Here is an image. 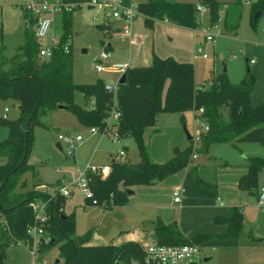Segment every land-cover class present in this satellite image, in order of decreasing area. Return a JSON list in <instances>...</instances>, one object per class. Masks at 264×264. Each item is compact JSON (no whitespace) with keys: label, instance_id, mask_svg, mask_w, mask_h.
Masks as SVG:
<instances>
[{"label":"trees","instance_id":"16d2710c","mask_svg":"<svg viewBox=\"0 0 264 264\" xmlns=\"http://www.w3.org/2000/svg\"><path fill=\"white\" fill-rule=\"evenodd\" d=\"M86 1V0H79ZM203 5L213 25L224 22L227 30L239 27L237 16L228 22L227 8L221 13L217 0H144L138 2V11L144 25L154 28L158 19H168L176 25L197 29L201 20L197 6ZM82 8L81 6L76 7ZM75 8V9H76ZM73 11V10H72ZM72 11L63 14L64 32L54 48L50 59L39 57L40 40L35 27L38 17L24 8V44L14 57L5 54L3 35L0 32V98H12L18 102L19 116L0 118L8 136L0 140V264H4L6 251L12 242L27 245L30 240L28 227L34 223V213L29 202L37 199L49 202L50 218L44 237L37 248V255L43 257L58 243L59 257L65 264H129L132 260L143 262L144 246L147 244L183 245L195 243L204 245L214 240H232L250 235L244 232V214L238 205L230 207L223 214H216L213 222L224 226L221 232H200L188 235L182 232L176 220L166 223L161 218L143 224L141 231L148 234L146 241L130 240L120 244H95L92 238L94 228L82 235L75 232L74 213L65 214L62 208L66 198L57 192L52 195L39 189V185H28L26 175L37 172L30 163L31 131L27 127L46 126L44 116L63 105L80 124L96 127L108 134L107 118L113 103V92L106 89V82L98 79L92 84H78L73 76V54L71 45ZM264 12V0L250 2V20L253 27ZM222 19L220 20V15ZM68 47V51H66ZM248 62V61H247ZM126 81L118 85L116 98L121 117L117 132L120 136L135 138L140 153V162L112 159L107 175L89 172L88 185L92 198L84 197L86 204L96 205L104 210H113L128 203V189L135 185L159 183L173 174L190 168L198 153H207L212 142H258L264 145V103L254 105L251 95L254 76L250 70L239 83L231 82L226 73L213 67L210 82L199 85L195 80L192 62L178 61L172 56L160 57L152 52L145 65H129L125 71ZM80 91L90 107L76 103L75 93ZM202 111L199 115L207 124V130H200V145L193 143V136L186 149L175 147L170 160L164 163L154 161L145 144V131H158L157 122L161 114ZM32 130V128H31ZM247 171L239 178L238 187L258 195L259 173L264 168V157H250ZM196 180L203 186L215 187L203 181L191 169ZM30 246V245H29Z\"/></svg>","mask_w":264,"mask_h":264},{"label":"rangeland","instance_id":"374dc122","mask_svg":"<svg viewBox=\"0 0 264 264\" xmlns=\"http://www.w3.org/2000/svg\"><path fill=\"white\" fill-rule=\"evenodd\" d=\"M29 1L0 0V32L6 47L5 54L9 58L20 52V47L24 44L23 11L24 5ZM139 1L144 0H135V2ZM180 1L196 2L197 0ZM217 1L222 3L221 13L225 14L229 8L227 17L229 23L239 17V27L236 31L227 30L224 22H221L219 26L222 34L216 37L215 42H210L205 41L202 35L205 29L213 31L207 14H199L201 24L197 28L198 35L193 28L176 25L168 19L156 20L154 28L149 29L144 25L143 17L139 16L135 20L133 33V36H136L135 32H137L141 38L137 47L139 59L132 61V65L142 64L152 52L160 57L180 58L177 60L193 63L195 80L199 85L209 84L213 67L220 71L225 67V73L233 83L242 81L250 70L254 76L251 102L254 105L264 103V12L253 27L250 20L252 0ZM88 5L85 3L82 8L72 11L70 41L74 81L78 84H92L100 78L113 84L119 75L98 73L95 63L98 62L103 51L111 53L105 63L108 67L116 63H128L132 54V41L130 37L115 32L116 28H123L122 19L110 16L108 8L94 6L89 9ZM107 26L110 29H106ZM63 32V14L57 13L46 42L50 41L52 36L59 39ZM199 49H202L208 58L200 57ZM234 55L236 58H233ZM251 59L255 62L251 63L249 61ZM75 101L82 106H91L90 103L85 102L80 91L75 93ZM5 108L9 109L7 116L10 119H16L20 114L18 102L12 98H0V118ZM43 120L46 126L34 125L31 130L29 161L36 165L37 172L34 175L30 173L26 175L28 185L46 186L51 193H54L60 185H67L72 189V194L66 198L62 212L67 215L74 213L77 235L94 228L93 243L105 244L115 242L128 233H135L141 223L148 225L151 221L162 218L160 212L165 215L172 213L174 189L185 187L187 193H190L189 180H191L193 187L200 191L198 196L203 198V201L217 199L219 204L231 206L232 200L242 198L236 205L244 214V232L251 233V236L243 235L236 242L221 240L202 245L204 258H210L202 264H264V213L258 208L255 192L242 190L238 185L236 191L233 188L236 178L238 184L249 158L264 157L263 144L212 142L207 153L195 154L190 168L181 170L156 184L135 185L134 189H131L133 193L129 195L126 206L115 210H104L96 205L86 204L84 193L76 185L78 177L81 173L86 175L90 167L103 168L109 165L112 159L131 164L140 162L135 138L131 135L113 138L111 133L105 134L99 130L89 134V127L80 124L67 110L49 111ZM114 123L116 118L112 115L109 127L113 131L116 129ZM185 127L194 137L193 143L198 147L200 141L197 136L202 126L197 122L196 114L186 112L183 118L178 113L161 114L157 122L158 131L153 133L151 128L145 131L144 139L150 157L158 163H164L171 159L175 147L186 149L190 142ZM8 133V129L0 125V140L7 137ZM59 133L69 135L81 133L85 137L82 143L75 147V153L68 155L65 144H61L64 147L62 150L57 147ZM121 150L125 155L117 159ZM191 169H194L203 181L213 183L215 187L203 186L196 180ZM176 205L179 207L178 204ZM116 211L122 218L115 216ZM175 211L179 212V209ZM0 220H2L1 215ZM37 247L38 242L35 245V248ZM32 248L22 242H12L6 251L4 264H42V262L65 264L59 257L58 243L43 257L40 255L34 257Z\"/></svg>","mask_w":264,"mask_h":264},{"label":"built area","instance_id":"2783aa9c","mask_svg":"<svg viewBox=\"0 0 264 264\" xmlns=\"http://www.w3.org/2000/svg\"><path fill=\"white\" fill-rule=\"evenodd\" d=\"M88 3V6H98L108 8L110 10L109 14L113 18H120L124 21V26L120 29V32L125 37L133 38L134 24L135 20L141 15L138 11V3L135 0H87V2H78L77 0H30L24 5V8L32 12L38 17V21L35 27L36 37L40 40L41 46L39 48V57L44 59H50L53 56L54 48L58 44L59 39H55L53 36L51 40L46 42V37L52 29L54 22V17L57 13H64L67 11H72L78 6H83V4ZM197 11L200 14L206 13V8L203 5L197 6ZM222 19V14L220 15V20ZM219 23L212 25L213 31L209 29L203 30L206 41L215 42L216 37L219 34H222L220 30ZM68 51V47H66ZM198 53L202 57L207 58L208 55L202 52V49L198 50ZM111 53L107 51L101 52L98 62L95 63V69L98 73L107 72L110 74H118L117 80L110 84L106 82V89L113 92V103L110 107V115L107 118V128L108 133H111L113 138L121 137L117 132L118 121L121 117V111L118 108L116 93L118 85L120 84V78L126 69L129 66V63H116L110 67L106 66V61L110 58ZM233 58H236L234 55ZM251 63H254L255 60H249ZM8 108H5L3 116H7ZM200 110L197 112V122L201 124L203 130H207L208 126L204 122L203 118L200 117ZM114 116L116 118V123H114L116 129L113 131L110 129V117ZM98 131L96 127H89L88 133L94 134ZM107 134V133H105ZM84 135L79 133L76 135H69L66 133H59L58 140L60 144H65L66 152L68 155H73L75 153V147L79 145L84 140ZM199 140V137L197 136ZM62 147V146H61ZM64 148V147H62ZM125 155V152L121 150L118 156ZM102 172L104 175H107L110 171V166H104L103 168L90 167L89 172ZM88 173L83 175L81 173L78 177L76 185L79 186L81 191L84 193L85 197L92 198V193L88 185ZM40 189L45 192H49L46 186H40ZM57 192L61 193L65 197H70L72 194V189L67 187V185L57 186V189L52 195H55ZM51 193V192H50ZM185 193L184 187H179L174 189L173 197L175 203H181ZM51 198H48L46 201H39L34 199L29 202V206L34 213V223L31 224L27 233L30 240H28L27 246L33 247L32 253L36 257L37 248L35 245L38 242L40 244L41 239L43 238L45 243L49 242V238L45 237V228L50 218L49 202ZM258 207L260 210L264 211V186H262L258 193ZM144 258L143 262L138 260H132L129 264H202L204 257L202 246L195 243L183 244V245H162V244H147L143 249ZM42 264H45L42 262Z\"/></svg>","mask_w":264,"mask_h":264},{"label":"crops","instance_id":"0c3cea01","mask_svg":"<svg viewBox=\"0 0 264 264\" xmlns=\"http://www.w3.org/2000/svg\"><path fill=\"white\" fill-rule=\"evenodd\" d=\"M77 1L78 2H85V1H79V0H77ZM205 14H203V15H205ZM194 32L196 33V35L199 34V32H197V29H194ZM133 33H134V31H133ZM135 35L136 36H133V38L131 39V41H132L131 42L132 54H131L130 60L128 62L129 65H132V61H138V59H139V57H138L139 54H138L137 47H139V45H140V39L141 38H139L137 32H135ZM202 35H203V39L206 41L203 31H202ZM200 57H202L201 54H200ZM202 58H204V57H202ZM177 59H180V58H177ZM204 59H206V58H204ZM149 61H150V57L145 58V61L142 64H139V65L148 64ZM178 61H180V60H178ZM56 110L62 111V110H66V109H59L58 108ZM53 111H55V110H53ZM57 139H58V136H57ZM57 143H59V140H58ZM117 159H119V156H117ZM3 161H4L3 158L0 159V162H3ZM106 166H109V165H106ZM246 171H247V167H246V169L244 170V172L242 174H244ZM189 182L191 184L190 185L191 186L190 193H187V190L184 187L185 193H184L182 202L181 203H175L174 197H173L174 204H172V206H171L172 213H170V214L167 213L165 215L163 212H160V215L163 218V219L162 218L161 219L164 222H166V223H169V222H172V221L176 220L178 222L182 232L185 233V234H188V235H193V234L200 233V232H221L224 229V226L215 224L213 222V217L216 214H223V213L228 212L230 207L233 206V205H236L239 201L242 200V198H241V200H239V199L232 200V202H231L232 205L231 206H229V205L226 206L223 203L219 204L217 199H210L208 201H203L204 199L203 198H199V196H198L200 191L198 189H196L195 187H193V185H192L193 183H192L191 180H189ZM258 182H259L258 189L260 190V188L262 186H264V169H262L260 174H259ZM237 185L238 184H237V178H236V180L234 181V184H233L234 191H236ZM134 187L135 186H132L131 189H134ZM172 196H173V193H172ZM256 196H257V199H258V195L257 194H256ZM190 199H191V201H190ZM193 202H200L201 204H192ZM176 204H178L179 207ZM124 206H126V205H124ZM121 207H123V206L116 207L115 209H118V208H121ZM175 209H179V212L175 211ZM173 211H175V212H173ZM260 211H262V210H260ZM262 212L264 213V211H262ZM117 213H119V212H117ZM119 215H120V213H119ZM173 217H175L174 220H172ZM121 218H122V216H121ZM143 224L144 223H141V225L139 226L137 232L128 233V234H126L124 236H121V237H119V239L117 241H115L113 243L120 244V243H123V242H126V241H130V240L144 241L145 242L146 238L148 237V234H146L143 231H141V227H142ZM237 240L238 239H236V240L235 239L223 240V241L236 242ZM218 241H221V240H214V241H211V242H208V243H205V244L209 245V244H212V243H215V242H218ZM105 244H108V243H105ZM209 259L210 258H204L203 261H208Z\"/></svg>","mask_w":264,"mask_h":264},{"label":"water","instance_id":"95a60500","mask_svg":"<svg viewBox=\"0 0 264 264\" xmlns=\"http://www.w3.org/2000/svg\"><path fill=\"white\" fill-rule=\"evenodd\" d=\"M89 9L93 8V6H88ZM106 29H110L109 26L106 27ZM120 29L119 28H116L115 29V32H119ZM223 72H226V68L223 67ZM126 73H123L121 78H120V84L124 83L126 81ZM59 109H65V107L63 105H59L58 106ZM31 128H32V125H31V121H29L28 123V127H27V134L31 131ZM185 131H186V135H187V138L188 140H190L192 138V135L189 133L188 129L185 127ZM57 147L62 150V147H61V144L60 143H57ZM1 191V189H0ZM128 194H132L133 193V190L131 189H128ZM115 216L116 217H120L121 218V215H119V213L115 212Z\"/></svg>","mask_w":264,"mask_h":264}]
</instances>
